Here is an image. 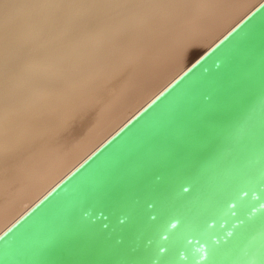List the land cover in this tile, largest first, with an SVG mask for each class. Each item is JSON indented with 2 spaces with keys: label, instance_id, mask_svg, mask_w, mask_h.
I'll use <instances>...</instances> for the list:
<instances>
[{
  "label": "water",
  "instance_id": "95a60500",
  "mask_svg": "<svg viewBox=\"0 0 264 264\" xmlns=\"http://www.w3.org/2000/svg\"><path fill=\"white\" fill-rule=\"evenodd\" d=\"M0 264H264V0L3 230Z\"/></svg>",
  "mask_w": 264,
  "mask_h": 264
},
{
  "label": "bare ground",
  "instance_id": "6f19581e",
  "mask_svg": "<svg viewBox=\"0 0 264 264\" xmlns=\"http://www.w3.org/2000/svg\"><path fill=\"white\" fill-rule=\"evenodd\" d=\"M263 0H0V233Z\"/></svg>",
  "mask_w": 264,
  "mask_h": 264
}]
</instances>
